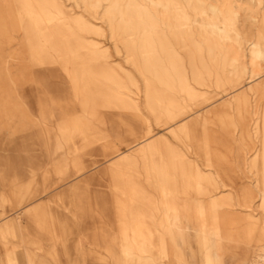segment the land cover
Here are the masks:
<instances>
[{"label": "bare ground", "instance_id": "6f19581e", "mask_svg": "<svg viewBox=\"0 0 264 264\" xmlns=\"http://www.w3.org/2000/svg\"><path fill=\"white\" fill-rule=\"evenodd\" d=\"M76 1L89 7L91 13H96L101 6L100 14L89 15L106 24L108 36L114 40L115 51L121 49L123 59L144 78L140 89L133 90L122 81V74L107 63L95 73L103 108L129 112L142 122L140 131H130L126 137V150L119 152L113 144L109 146L111 153L116 152L114 157L117 159L105 165L106 171L119 163L131 175L130 178L147 189H157L159 184L161 187L162 183L171 182L175 186L176 198L177 195H186L190 197V203L198 205L196 209L200 214L196 218L199 215L203 217L213 238L233 240V231L240 219L233 214L237 209L244 214L243 238L249 242L264 239V64L257 62L258 58L264 57V45H257L264 40V25L262 19L253 15L264 8V0ZM22 2L23 9L34 17L31 25L39 35L38 44L28 47L30 59L42 64L44 54L56 51L53 52L49 38L37 29L35 21L64 22L66 15L54 0ZM241 14L253 19L250 27H253L254 33L249 36V32L244 34L241 30L244 26L239 22ZM18 18L21 20L20 16ZM73 23L78 30L94 31V24L88 19H74ZM73 33L84 46L90 45L77 31L73 30ZM119 39L121 48L116 44ZM64 43L68 45V40L65 39ZM70 55L75 54L70 52ZM103 55V51L94 50L93 57ZM83 66L72 69L70 73L65 70L70 77L66 106L69 108L75 104L77 108L69 109V112L77 113L80 109L106 124L111 114L105 116L103 112V116H97L93 109L90 110L93 107L87 99L90 90L85 84L78 85L79 77L86 70L85 73H92ZM221 78L229 85V91L219 104L208 102V105L192 111L191 107L183 109L178 103L181 95L189 100L198 95L204 97V87L208 82L218 85L222 82ZM138 93L139 96H135ZM56 104L53 115L55 123L61 125L64 120L55 109ZM46 105L43 101L37 102L39 110ZM216 106L226 107L228 112L224 117H217L220 130H208L206 124L210 120L207 115ZM76 116L77 120L81 117ZM178 117L180 124L177 131L181 136L170 128V122ZM38 119L45 122L49 116H39ZM151 121L162 128L152 133ZM45 134L51 142L56 140L54 132L46 131ZM75 148H78L77 145ZM231 155L235 156V167L230 170L234 174L238 172L236 177L247 179L240 183L237 190L230 187L233 184L231 179L229 184L224 180V176H230L222 174V168L216 164L226 162ZM74 167L76 172L83 170ZM188 168L191 174L187 173ZM61 169L62 173H67V164L61 165ZM189 177L191 182L195 180L192 185L186 180ZM130 186L136 187L134 184ZM156 198L137 199L136 212H132L130 204L124 207L116 204L114 207V217L127 218L131 224L130 228H117V250L109 252L114 264H160L152 256V236L155 234L161 237V245L166 243L164 236L170 239L169 243L174 241V236L177 237L171 255L160 257L161 264H194L183 255L182 241L184 235L188 236L184 233L187 225L180 224L178 220L173 222L168 201L159 196ZM145 218L151 222V227L146 226ZM255 246L253 254L246 256V264H264V248L262 245ZM164 249L167 248L162 246V253ZM221 249L228 251L224 246ZM212 250L215 253V248ZM136 251L140 254L137 255ZM204 259H208L207 254ZM212 264H218V261L214 259ZM220 264H223V256Z\"/></svg>", "mask_w": 264, "mask_h": 264}, {"label": "rangeland", "instance_id": "374dc122", "mask_svg": "<svg viewBox=\"0 0 264 264\" xmlns=\"http://www.w3.org/2000/svg\"><path fill=\"white\" fill-rule=\"evenodd\" d=\"M54 1L66 16L64 22L35 21L37 29L49 38L53 52L56 51L48 55L44 54L42 64H39L31 61L28 48L38 44L39 35L31 25L34 17L23 9L22 0H0V187L3 188V193L0 195V209L3 210L7 206L14 210L12 217L17 220L19 224L17 229L20 232L13 234V239L23 241L28 240V237L36 236L40 241H45L48 237L42 232L50 227L57 231L58 244L65 246L67 258L73 255L76 244H80L82 239L83 264H109L111 261L105 257L109 256V253L98 246L96 241H92L87 233L96 228L104 229V231L108 230L112 238L117 229L114 218L116 204L123 207L130 204L132 212H136L137 199L157 200L156 197L159 196L160 199L164 198L168 201V211L174 218L173 222L178 220L180 224L187 225L184 233L188 236L184 235L182 243L183 255L188 262L212 264V260L216 259L220 264L223 256V264H246L245 258L253 254L255 244L264 248V239L249 242L243 238L241 233L245 226L243 212L237 209L233 212L241 221L240 219L237 221L238 225L236 224L234 228L232 241L213 238L203 217L199 215L196 218L200 214L199 209H196L198 205L190 203L188 201L190 197L186 195L184 197L177 195L176 198L173 191L175 186L171 182H164L161 187L159 184L157 189H147L140 186L142 183L136 179L130 178L131 175H128L119 163L108 167L110 170L106 171L105 165L117 159L114 157L116 152L111 153L109 146L113 144L119 152L126 150L128 143L126 137L130 131H140L142 122L129 112L103 108L95 73L107 63L110 68L122 74V81L133 90L140 89L144 78L123 59L121 49L115 51L114 40L108 36L106 24L89 15L100 14L101 6L96 9V13H91L89 7L76 0ZM253 15L262 19L264 25V8H261L260 13ZM79 18L90 20L94 24V31L78 30L73 21ZM239 22L244 25L241 28L244 34L249 32L247 34L249 36L254 33L253 27H250L253 19L249 16L244 17L241 14ZM73 30L81 34L90 45L84 46ZM65 39L68 40V45L64 43ZM120 41L119 39L116 42L118 48H121ZM257 45L262 47L264 40L259 41ZM95 49L103 51L104 55L93 57ZM70 52L75 55L69 56ZM257 62L264 64V57L258 58ZM80 65L86 66L92 73L87 74L86 70L79 77L78 85L85 84L90 90L87 93L89 105L93 106L89 108L90 110L93 109L97 116L111 114L112 117H109L106 124L96 121L90 113H84L80 109L79 112H74L75 114L68 111L77 106L75 104L69 108L66 106L70 94L68 91L70 77L67 73ZM221 80V84L218 85L208 82L206 88L204 87V97L198 95L199 97L195 96V99L189 100L181 95L178 97V103L183 109L191 107L192 111L205 106L208 102L211 105L219 104L224 99L225 93L229 91L225 79L221 78ZM139 93L135 96H139ZM165 94L167 95L168 92L165 91ZM38 101L47 103L46 107L39 110ZM54 103H57L55 109L64 120L61 125L55 123ZM227 112L226 107L224 109L222 106L212 109L207 115V119L210 120L206 124L207 129L220 130L217 117L221 115L224 117ZM77 114L81 116L79 120L76 118ZM39 116H49V119L39 122ZM150 124L152 133L162 128L154 121ZM170 124L174 133L179 135L177 131V125L180 124L179 117ZM46 131L54 132L56 136L54 142L47 138ZM234 157L231 155L226 162L221 161L216 164L217 167L222 168V174L230 176H224V180L228 183L231 179L233 184L230 187L237 190L240 183L247 179L236 177L235 174L238 172L234 174L230 170L232 166L235 167ZM65 163L68 172L62 173L61 165ZM74 165L83 170L76 172ZM204 169L207 171V168ZM189 170L188 168L187 173L191 174ZM186 180L191 182L190 177ZM194 182L195 180H192L190 184ZM131 184L136 187L132 188ZM48 197H52L51 202H46ZM37 203H40L38 212L43 214V218L41 217V221H28L26 224L29 226L21 227L22 220H30L27 210ZM90 215L93 217L91 218ZM23 230L27 232L24 233ZM152 238L154 244L152 256L155 262H158L163 254L171 255L177 244L176 236L172 243H169L170 239L164 236L166 241L164 245H161V237L158 238V235L155 234ZM162 246L167 248L163 253ZM223 246L227 247L228 251H223L221 249ZM214 248L215 253L212 250ZM136 254H140V251H136ZM206 254L208 259L203 260Z\"/></svg>", "mask_w": 264, "mask_h": 264}, {"label": "crops", "instance_id": "0c3cea01", "mask_svg": "<svg viewBox=\"0 0 264 264\" xmlns=\"http://www.w3.org/2000/svg\"><path fill=\"white\" fill-rule=\"evenodd\" d=\"M92 177H96V176H92ZM0 191H1L0 192L1 195L3 193V188L0 187ZM51 199L52 197H48L46 202H51L52 201ZM39 206L40 203H37L27 210L28 213L27 215L29 216L28 219L30 220H22L21 227L27 225L29 226V224H26L28 223V221L30 222L35 220L41 221V217L43 218V214H39L38 212V208H40ZM13 211L14 210H12L7 206L3 210L0 209V264H70V263L83 264V258H84L82 251L83 240L80 239V244L75 243L76 246L73 255L70 256V258H67L64 251L65 246H61L60 244H58L56 238L57 231L50 227L47 229V231L43 230L42 232L43 235H46L48 237V240L46 239L45 241H40L36 236L33 238L28 237V240H23V241H18L13 239L12 235L16 234L17 232H20L17 229V227L19 226L17 220L12 217ZM90 216L91 218L93 217L92 215ZM97 218L99 219L100 217ZM114 218L116 220L117 228L118 227L129 228L131 226L130 220L127 218L126 219H116V217ZM145 224L146 226L148 225L149 227L152 226L151 222H149L147 218H145ZM132 225L134 226V224ZM135 226H138V224H135ZM24 231L25 230H23V232ZM59 231L60 230H58V232ZM105 231L104 229L101 230L96 228L94 231H91L90 233L87 234L88 236L91 237L92 241H96V244L100 246L103 250H105V252L113 253L117 250V242H116L117 229H116V234L112 238H110V234L108 230ZM152 242H153V238H152ZM105 257H108L109 260L111 261L109 264H114V262L111 260V258L108 255ZM157 263L161 264V260L158 261Z\"/></svg>", "mask_w": 264, "mask_h": 264}]
</instances>
